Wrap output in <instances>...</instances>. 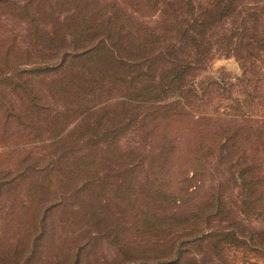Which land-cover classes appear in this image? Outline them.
<instances>
[{
	"label": "trees",
	"instance_id": "trees-1",
	"mask_svg": "<svg viewBox=\"0 0 264 264\" xmlns=\"http://www.w3.org/2000/svg\"><path fill=\"white\" fill-rule=\"evenodd\" d=\"M259 3L0 0V14L25 19L30 43L38 46L21 48L0 33V142L25 134L23 129L47 132L55 155L50 165L41 167L42 185L51 175L64 182L74 199L72 206L78 208H69L68 215L75 223L102 224L101 231L112 235L132 264H236L224 254L229 246L264 256V226L242 222L254 219L264 224V113L257 112L263 110L257 108L262 102L249 97L250 91L243 98L234 96L231 86H222L217 78L185 81L220 42L236 55L242 68L239 78L248 79L245 74L256 60L247 62L252 56L264 57V30L258 29L255 10ZM61 9L69 14L60 16ZM146 14L157 15L152 24L137 18ZM248 20L254 21L250 32ZM42 22H52L50 30ZM219 26L225 31L214 37ZM57 47L60 52H55ZM43 83L58 106L47 101ZM190 117L195 125L181 140L186 131L181 124ZM135 123L144 136L155 138L156 151L131 155L120 147L118 140ZM76 140H85L88 150L74 155V166L67 167L63 159L70 156L69 143ZM216 154L239 182L237 206L244 217L225 207L220 191L194 208L183 207L204 159ZM105 158L116 167L101 174L98 164ZM147 159L148 174L140 184L138 175ZM24 160L23 167L1 172L0 198L3 192L15 195L31 178L36 167ZM87 192L88 208L76 199ZM56 205L42 199L38 212L34 207L26 211L23 264L33 262L39 238H58L50 232L55 227L47 225L55 223L49 216ZM7 206L12 215L16 202ZM129 223L138 242L127 237L124 225ZM120 238L136 247L131 250ZM11 242L5 254L23 252L15 239ZM191 244L199 246L200 256L189 254ZM74 250L63 258L65 264H79V250Z\"/></svg>",
	"mask_w": 264,
	"mask_h": 264
},
{
	"label": "rangeland",
	"instance_id": "rangeland-1",
	"mask_svg": "<svg viewBox=\"0 0 264 264\" xmlns=\"http://www.w3.org/2000/svg\"><path fill=\"white\" fill-rule=\"evenodd\" d=\"M16 3H22V0H15ZM257 0H246V3L254 4ZM260 5L255 9L258 12L257 26L258 29L264 30V0H258ZM16 13V12H15ZM58 13L60 16L69 14L65 9H61ZM154 13V12H153ZM156 14V13H155ZM157 15L146 14L143 17H137L144 24H152ZM50 18V17H48ZM65 18V17H59ZM58 19V18H57ZM253 20H248L249 26L247 32H250V28L253 25ZM41 25L50 30L52 22H42ZM29 23L16 14H9L7 12L0 14V33H4V36L10 39L9 43L14 40L16 45L21 48H34L38 47L30 43L28 36ZM225 31L224 26H219L215 29L214 37H220ZM221 43V44H220ZM216 43L209 51L208 57L203 62L202 66L192 70V74L186 77L187 83L196 82L199 80H206L209 78H217L222 82V86H231V90L234 96L244 97L246 91H250L249 97L253 95L255 101L259 103V106L263 110H258V113H264V57H253L249 62L254 59L255 63L249 65V70L245 74V78L241 80L239 76L242 74V68L235 54L229 53L223 42ZM67 45V44H64ZM68 47V46H65ZM55 52H60L61 48L57 47ZM264 55V54H263ZM261 59V60H260ZM31 65V64H30ZM29 65V66H30ZM56 73V72H54ZM55 75V74H54ZM51 75V76H54ZM50 76V75H48ZM50 76V77H51ZM231 82V84H229ZM42 91L46 94L47 101L53 106H58L51 96L47 92L46 84H42ZM218 100V99H217ZM227 101V100H223ZM60 105V104H59ZM195 118L190 117L184 121L181 125L186 129L185 133H182L181 140H185L189 127L195 125ZM23 135H14L10 139L0 142V175L1 172L13 169L15 167H23V158H26V162L30 161L33 166L36 167L31 178L22 183L18 191L13 196H7L4 192L0 198V204L3 205V211L0 215V250L4 252L0 253V264H23V257L25 251L22 248L21 237L25 235L27 231V219L26 211L31 208L37 210L38 201L49 200L57 205L54 207L49 219L55 222L52 224L48 221V227L53 225L55 231L50 228V232H54L57 239L50 241L49 236H43L37 240L35 249H33V262L29 264H65L64 257L71 255L73 249L78 251L77 258L79 264H132V260L128 259L120 249V246L115 240H112V235L105 234L101 231L102 224H91L86 221L75 223V219L72 215H68L69 208L78 209L74 204L73 197L67 194V186L64 182H58L56 175H51V179L42 185L41 177L44 173L42 166L50 165L54 160L53 149L54 143H51L49 134L47 132H41L40 129L25 130ZM41 133V134H39ZM155 138L153 136H144L141 128L134 124L130 130H126L118 140V144L122 149L133 152H141L144 154H151L156 151ZM68 150L71 151L70 156L64 157V164L67 167H73L72 161H74V155L84 153L88 150V146L85 140L74 141L69 143ZM102 154L100 158H102ZM106 159V160H105ZM98 164L101 174L104 171L116 167L115 163L107 161L105 158ZM149 160L145 162L144 170L138 175V183L142 184L148 174ZM45 170V169H44ZM83 172V175H89L87 170L79 169ZM103 172V173H102ZM37 186L38 189H35ZM93 191L95 187L91 188ZM214 191L222 192L223 202L225 207L230 210L233 215L244 217L239 211L237 206L240 185L237 180L231 176V172L226 168V165L221 164L218 155L207 156L203 163L201 170L198 171L196 177L190 182L188 186V192L185 194L186 199L183 207L186 210L194 208L200 202L211 196ZM89 192L82 197L76 198L77 201L82 200L84 205L88 208ZM15 201L17 207L15 212L11 215L9 213V207L11 203ZM49 203V202H48ZM87 204V205H86ZM165 207V206H164ZM160 207V209L164 208ZM102 213L106 214V210H102ZM25 214V216H24ZM130 218V214L126 215ZM244 223L254 224L255 226L263 227L264 224L261 221L254 219H243ZM131 223L124 225L127 229V237L131 240L138 242V237L135 231L129 230L128 227ZM49 229V228H48ZM49 231V230H48ZM15 239L16 244H20V248L23 252H19L14 257H9L7 254L10 248L11 241ZM63 241L64 244L59 243ZM120 243L129 244L131 250L136 246L131 245L127 241L119 239ZM58 242V243H57ZM81 248L77 249L75 245L81 244ZM123 249L125 247L122 246ZM190 255L193 253L198 257L200 256L199 246L191 244ZM197 253V254H196ZM226 258L236 264H264V256L261 254H253L251 252L244 253L240 248H233L231 246L224 249ZM60 260V261H57Z\"/></svg>",
	"mask_w": 264,
	"mask_h": 264
}]
</instances>
